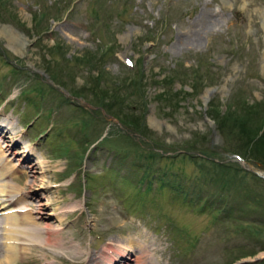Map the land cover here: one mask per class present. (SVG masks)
<instances>
[{
    "label": "rangeland",
    "instance_id": "rangeland-1",
    "mask_svg": "<svg viewBox=\"0 0 264 264\" xmlns=\"http://www.w3.org/2000/svg\"><path fill=\"white\" fill-rule=\"evenodd\" d=\"M0 123L12 164L34 153L13 179L31 201L44 157L58 209L81 207L67 248L18 264L129 234L130 264H264V0H0Z\"/></svg>",
    "mask_w": 264,
    "mask_h": 264
},
{
    "label": "bare ground",
    "instance_id": "bare-ground-1",
    "mask_svg": "<svg viewBox=\"0 0 264 264\" xmlns=\"http://www.w3.org/2000/svg\"><path fill=\"white\" fill-rule=\"evenodd\" d=\"M2 34L7 36L9 42L11 43V45H13V48L19 51L21 50V47L18 44H23V38L20 36V34L8 28H4ZM208 94L210 95V92H208ZM209 95H207V97ZM153 121L158 126H161V124L156 119H154ZM10 126L11 123H7L6 125L4 123H0V141L1 143L4 142L5 147L8 148L3 149L2 144H0V264H18L20 263V261H26L27 254L32 251L31 247L37 246L38 243L41 246L43 245V247H45V245L50 246V244H53L54 241H56V243L58 242L57 246L55 248L52 247L51 249L55 253L58 252L60 247H62L61 249H65V247L67 248L68 246H65L63 240H58L56 238V235L60 234V231H62V229L64 228V223L68 218V214L74 213L76 210L81 208L80 207L78 209H73L75 207L70 206L73 208L69 210L58 209L56 205L60 200L58 201L57 198L54 197V194H51V192L49 191L52 187V180L49 177L50 175L48 166L44 157L37 163V169L39 168L41 171L42 178L39 190L42 193L37 194L38 197L36 200H34V202L31 201V199H34V196H36L35 194H28L26 191H24L21 185H19V183L13 182L14 176L18 172V169L20 167L23 169H30V163L34 160V158L31 157V154L34 155V153L32 149L24 145L22 148L26 149V151L23 153V157L25 159L23 160V167L21 165L17 166L19 165L17 163L12 164L11 153L14 151V153L17 154L19 153V151L16 152L15 150H13V147H16V140H13V147H11V145L8 143V141L12 142V137L15 135ZM8 134H11V136H8ZM10 150L11 153H9ZM32 168L35 169L34 167ZM43 193L46 195L48 201L46 204L41 203L40 201L41 197H45L41 196L43 195ZM43 206H56L54 211L50 212V214L48 215L53 216V219L56 220L57 226L54 227L52 224H46L45 226H43L38 223V216L42 214L44 210L42 209ZM44 235H46V237ZM41 236L45 237V242L41 238ZM130 236L131 234L128 235L129 238H121V241L124 242H121L120 245L117 246L116 243L120 241L119 239L113 238L111 240V243L109 244L110 248H106L107 255L104 254L103 256H98L97 254L92 253L93 256H90L91 260H88L90 261L89 263L97 264L98 262V264H102L101 261H99L100 259H102L104 264H130V258L136 255V250L134 247L136 242L133 238H130ZM114 246L116 248L115 250L112 249ZM142 247L144 250H146L145 245H143ZM110 252L112 253V255H109ZM66 253L69 252L66 251ZM80 254H82L83 256L87 255L84 251ZM100 254H103V251ZM80 256L81 255H79L78 257ZM43 260L46 262V264H51L47 259V255L43 257ZM139 263L143 264L144 262L140 261Z\"/></svg>",
    "mask_w": 264,
    "mask_h": 264
},
{
    "label": "water",
    "instance_id": "water-1",
    "mask_svg": "<svg viewBox=\"0 0 264 264\" xmlns=\"http://www.w3.org/2000/svg\"><path fill=\"white\" fill-rule=\"evenodd\" d=\"M216 90H211L210 91V95L208 97L205 98L206 104L209 102L210 97L213 95V93H215ZM260 177H262V179H264L263 175H259ZM241 264H245V263H241Z\"/></svg>",
    "mask_w": 264,
    "mask_h": 264
}]
</instances>
